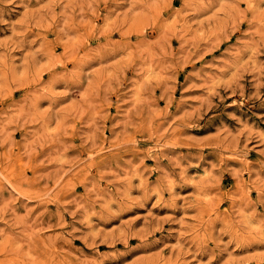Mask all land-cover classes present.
<instances>
[{"label":"rangeland","instance_id":"rangeland-1","mask_svg":"<svg viewBox=\"0 0 264 264\" xmlns=\"http://www.w3.org/2000/svg\"><path fill=\"white\" fill-rule=\"evenodd\" d=\"M0 264H264V0H0Z\"/></svg>","mask_w":264,"mask_h":264}]
</instances>
